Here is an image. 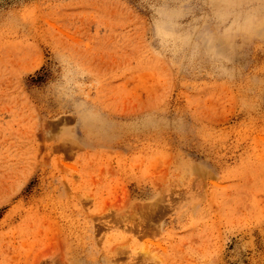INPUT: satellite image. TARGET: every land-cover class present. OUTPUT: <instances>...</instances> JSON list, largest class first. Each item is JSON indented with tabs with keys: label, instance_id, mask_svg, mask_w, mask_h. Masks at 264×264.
<instances>
[{
	"label": "rangeland",
	"instance_id": "rangeland-1",
	"mask_svg": "<svg viewBox=\"0 0 264 264\" xmlns=\"http://www.w3.org/2000/svg\"><path fill=\"white\" fill-rule=\"evenodd\" d=\"M0 264H264V0H0Z\"/></svg>",
	"mask_w": 264,
	"mask_h": 264
}]
</instances>
